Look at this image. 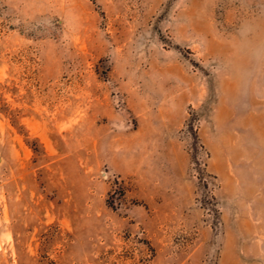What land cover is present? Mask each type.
<instances>
[{
  "label": "rangeland",
  "instance_id": "1",
  "mask_svg": "<svg viewBox=\"0 0 264 264\" xmlns=\"http://www.w3.org/2000/svg\"><path fill=\"white\" fill-rule=\"evenodd\" d=\"M0 264H264V0H0Z\"/></svg>",
  "mask_w": 264,
  "mask_h": 264
},
{
  "label": "trees",
  "instance_id": "2",
  "mask_svg": "<svg viewBox=\"0 0 264 264\" xmlns=\"http://www.w3.org/2000/svg\"><path fill=\"white\" fill-rule=\"evenodd\" d=\"M0 87H1V85H0ZM0 98H1V93H0Z\"/></svg>",
  "mask_w": 264,
  "mask_h": 264
}]
</instances>
